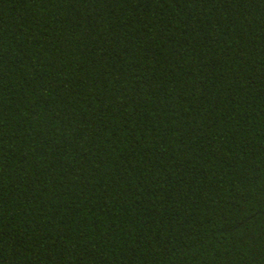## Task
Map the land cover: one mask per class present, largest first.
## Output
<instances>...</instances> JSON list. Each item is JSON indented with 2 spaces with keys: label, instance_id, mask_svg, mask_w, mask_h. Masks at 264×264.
<instances>
[{
  "label": "trees",
  "instance_id": "1",
  "mask_svg": "<svg viewBox=\"0 0 264 264\" xmlns=\"http://www.w3.org/2000/svg\"><path fill=\"white\" fill-rule=\"evenodd\" d=\"M0 264H264V0H0Z\"/></svg>",
  "mask_w": 264,
  "mask_h": 264
}]
</instances>
